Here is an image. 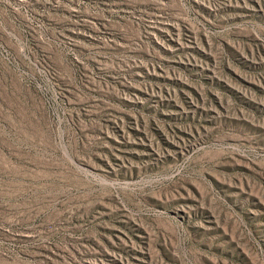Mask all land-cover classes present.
Wrapping results in <instances>:
<instances>
[{
	"label": "rangeland",
	"instance_id": "rangeland-1",
	"mask_svg": "<svg viewBox=\"0 0 264 264\" xmlns=\"http://www.w3.org/2000/svg\"><path fill=\"white\" fill-rule=\"evenodd\" d=\"M0 264H264V0H0Z\"/></svg>",
	"mask_w": 264,
	"mask_h": 264
}]
</instances>
